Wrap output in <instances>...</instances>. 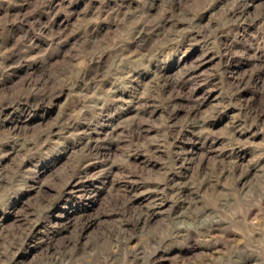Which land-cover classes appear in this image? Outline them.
Returning <instances> with one entry per match:
<instances>
[{"label":"rangeland","instance_id":"obj_1","mask_svg":"<svg viewBox=\"0 0 264 264\" xmlns=\"http://www.w3.org/2000/svg\"><path fill=\"white\" fill-rule=\"evenodd\" d=\"M104 259L264 264V0H0V264Z\"/></svg>","mask_w":264,"mask_h":264},{"label":"bare ground","instance_id":"obj_2","mask_svg":"<svg viewBox=\"0 0 264 264\" xmlns=\"http://www.w3.org/2000/svg\"><path fill=\"white\" fill-rule=\"evenodd\" d=\"M234 7V6H233ZM111 257V256H110ZM56 260V259H55ZM110 261V260H109ZM116 261V260H115ZM79 264H85V261H82V262H80ZM98 264H108V260L106 259H104L103 261H100ZM109 264H110V262H109Z\"/></svg>","mask_w":264,"mask_h":264}]
</instances>
